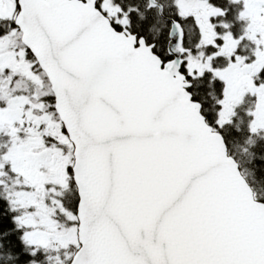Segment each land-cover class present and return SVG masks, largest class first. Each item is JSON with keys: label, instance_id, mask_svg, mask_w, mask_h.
<instances>
[{"label": "snow or ice", "instance_id": "obj_1", "mask_svg": "<svg viewBox=\"0 0 264 264\" xmlns=\"http://www.w3.org/2000/svg\"><path fill=\"white\" fill-rule=\"evenodd\" d=\"M0 264H264V0H0Z\"/></svg>", "mask_w": 264, "mask_h": 264}]
</instances>
